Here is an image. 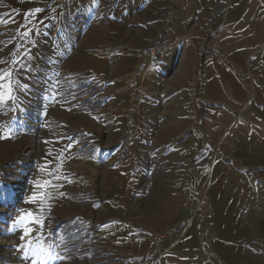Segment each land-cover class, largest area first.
<instances>
[{
    "label": "rangeland",
    "instance_id": "obj_1",
    "mask_svg": "<svg viewBox=\"0 0 264 264\" xmlns=\"http://www.w3.org/2000/svg\"><path fill=\"white\" fill-rule=\"evenodd\" d=\"M146 6L0 0V73L12 72L14 88L0 103V264H43L28 242H46L47 264H160L148 247L176 230L199 173L189 156L213 139L200 134L202 84L174 85L177 55L154 65L163 33L139 14ZM142 27L140 47H126ZM32 212L43 227L22 239L20 217Z\"/></svg>",
    "mask_w": 264,
    "mask_h": 264
},
{
    "label": "crops",
    "instance_id": "obj_2",
    "mask_svg": "<svg viewBox=\"0 0 264 264\" xmlns=\"http://www.w3.org/2000/svg\"><path fill=\"white\" fill-rule=\"evenodd\" d=\"M144 1L139 14L152 15L143 20L158 24L159 36L183 39L174 85L202 84L210 113L200 134L213 139L189 156L201 185L193 191L189 183L176 230L150 253L161 250L160 264H264V96L254 78L264 70V0ZM145 30L126 36L125 46L140 47ZM208 47L213 58L204 57ZM198 207L203 217L192 223Z\"/></svg>",
    "mask_w": 264,
    "mask_h": 264
},
{
    "label": "snow or ice",
    "instance_id": "obj_3",
    "mask_svg": "<svg viewBox=\"0 0 264 264\" xmlns=\"http://www.w3.org/2000/svg\"><path fill=\"white\" fill-rule=\"evenodd\" d=\"M37 13L41 11V9L37 8L35 10ZM11 77H12V72L8 71L6 73H0V103H5L7 101H11L14 99L13 93H14V88L11 84ZM7 81V83H5ZM48 186L47 182L43 185H39L42 189H46ZM47 199V194L46 192L42 193L40 196L34 195L32 197V201L34 203H43V201ZM37 211H40V209H37ZM20 223L25 225L24 228V235L22 239H25L26 237H29L32 235V228L29 227V225H33L36 227L38 230L39 228L43 227V223L40 219V217L32 212V213H27L26 215H22L20 217ZM46 242L44 244L38 245L36 248H33V245L31 242H28L26 244V247L31 249L36 255H38L43 262V264H47V260L51 258L52 252L50 247L45 246ZM19 248V246H17ZM20 251H23V249H19Z\"/></svg>",
    "mask_w": 264,
    "mask_h": 264
},
{
    "label": "built area",
    "instance_id": "obj_4",
    "mask_svg": "<svg viewBox=\"0 0 264 264\" xmlns=\"http://www.w3.org/2000/svg\"><path fill=\"white\" fill-rule=\"evenodd\" d=\"M184 43L180 35L174 32H164L151 46V56L154 65H161L166 60L172 59L173 56L182 49ZM207 58H213L214 53L212 47H208L204 51ZM191 190L198 191L202 180L199 176L195 175L192 178ZM185 207L190 206V201H187ZM196 213L193 216L192 223L198 221L203 217V211L198 207Z\"/></svg>",
    "mask_w": 264,
    "mask_h": 264
}]
</instances>
